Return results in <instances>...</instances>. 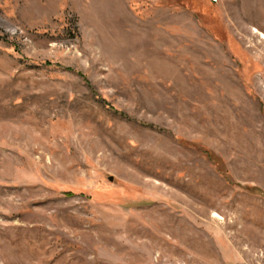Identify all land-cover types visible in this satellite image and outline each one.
Masks as SVG:
<instances>
[{"label":"rangeland","instance_id":"1","mask_svg":"<svg viewBox=\"0 0 264 264\" xmlns=\"http://www.w3.org/2000/svg\"><path fill=\"white\" fill-rule=\"evenodd\" d=\"M0 264H264V0H0Z\"/></svg>","mask_w":264,"mask_h":264}]
</instances>
